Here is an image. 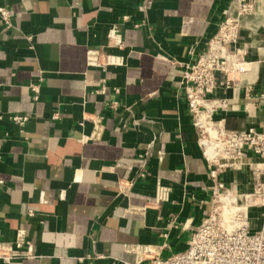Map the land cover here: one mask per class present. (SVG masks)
Segmentation results:
<instances>
[{"label":"crops","instance_id":"1","mask_svg":"<svg viewBox=\"0 0 264 264\" xmlns=\"http://www.w3.org/2000/svg\"><path fill=\"white\" fill-rule=\"evenodd\" d=\"M231 1L154 0L142 12L143 0H0L12 13L11 27L0 21V240L26 239V256L0 264L135 262L128 245L169 257L210 214L218 182L262 229L259 179L248 167L212 178L183 86ZM244 18L231 52L247 69L212 98L228 130H263L264 0ZM17 113L29 116L23 128Z\"/></svg>","mask_w":264,"mask_h":264},{"label":"built area","instance_id":"2","mask_svg":"<svg viewBox=\"0 0 264 264\" xmlns=\"http://www.w3.org/2000/svg\"><path fill=\"white\" fill-rule=\"evenodd\" d=\"M256 0H232L225 11L217 32L207 43L206 49L187 67L183 75L193 123L199 134V143L205 158L212 165L211 176L216 179L226 169L250 168L259 179L253 192L256 204L264 207V129L251 127L246 130H228L224 119L217 120L216 113L225 102L212 98L218 89L230 88L234 79L231 73L247 69L246 61L236 58L231 52L240 39L242 18L254 12ZM154 0H143L140 11L151 7ZM11 10L0 5V21L11 27ZM128 16H124L127 20ZM136 26L141 24L136 23ZM111 37L122 45L117 27L111 30ZM38 99L40 83H30ZM105 89V85L102 87ZM10 119L23 128L29 116L11 114ZM95 135L103 129L101 117L94 119ZM2 144H0L1 150ZM0 152V159H1ZM140 178L147 176L146 165L139 171ZM0 179V187L4 184ZM136 179H122L119 188L129 193ZM224 199V200H223ZM239 197L223 182L214 188L213 206L210 214L193 233L188 247L169 257L160 255L155 245H128L127 249L137 252L135 262L124 264H264V226L259 231L251 230L247 206L239 203ZM33 214V212H31ZM264 218V213H263ZM25 233L20 231L15 243L0 240V259L6 262L26 256L22 250Z\"/></svg>","mask_w":264,"mask_h":264},{"label":"bare ground","instance_id":"3","mask_svg":"<svg viewBox=\"0 0 264 264\" xmlns=\"http://www.w3.org/2000/svg\"><path fill=\"white\" fill-rule=\"evenodd\" d=\"M262 11H263V10H262ZM259 17H261V15H260V14H257L256 17H255V19H257V18H259ZM242 20H244V22H246L247 24H249L250 21H252V19H251V20H247V19H245V18H242ZM223 200H224V199H223Z\"/></svg>","mask_w":264,"mask_h":264},{"label":"rangeland","instance_id":"4","mask_svg":"<svg viewBox=\"0 0 264 264\" xmlns=\"http://www.w3.org/2000/svg\"><path fill=\"white\" fill-rule=\"evenodd\" d=\"M246 16H247V15H246ZM239 203L242 204L241 201H240Z\"/></svg>","mask_w":264,"mask_h":264}]
</instances>
